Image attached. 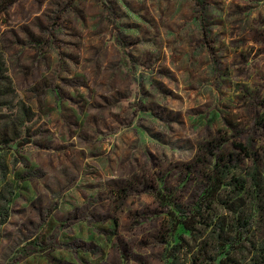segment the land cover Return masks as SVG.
Segmentation results:
<instances>
[{
	"label": "rangeland",
	"instance_id": "obj_1",
	"mask_svg": "<svg viewBox=\"0 0 264 264\" xmlns=\"http://www.w3.org/2000/svg\"><path fill=\"white\" fill-rule=\"evenodd\" d=\"M0 62L38 120L0 148V264H190L212 186L232 225L264 176V0H0ZM244 198L254 264L264 187Z\"/></svg>",
	"mask_w": 264,
	"mask_h": 264
},
{
	"label": "trees",
	"instance_id": "obj_2",
	"mask_svg": "<svg viewBox=\"0 0 264 264\" xmlns=\"http://www.w3.org/2000/svg\"><path fill=\"white\" fill-rule=\"evenodd\" d=\"M9 97L11 98L9 101L3 100ZM37 121V114L12 90V81L7 76L3 63L0 62V148H7L12 145H18L23 148L31 144L32 142L29 140L30 127ZM250 176L253 181L251 188L248 187L246 180L234 181L233 185L237 191V200L232 205L234 212L236 214L239 213V216L237 218L234 216L232 225L228 223V219L215 214L216 204L222 200L221 188L223 184H214L212 186L210 197L207 200H203L208 205L207 209L212 211L211 218L208 219L204 216L202 212L203 206L200 205L197 210L199 216L204 219L203 225L207 228L205 232H208V239L202 241L201 244L199 243L194 250L195 252H190L191 254L194 253L190 264H242L240 260L238 261L233 257V251L236 250V247H244L245 240L233 238L231 236L234 232L232 228H237V226L243 228L252 227L249 222L250 219L243 218L242 209L247 206L244 196L248 195L253 189L257 191L258 188L263 189L264 187V176L258 172V169H255ZM10 213V200L8 198H0V229L10 220ZM216 218L217 220L214 223ZM184 225L190 227L189 229L191 227L195 229L196 227L194 222H186ZM249 231L246 229L247 235L250 234ZM183 249L179 244L175 246L171 264H181L178 255ZM258 253L261 255L260 260L255 258L252 261L254 264H264V243L259 246ZM223 255L224 258H222Z\"/></svg>",
	"mask_w": 264,
	"mask_h": 264
}]
</instances>
